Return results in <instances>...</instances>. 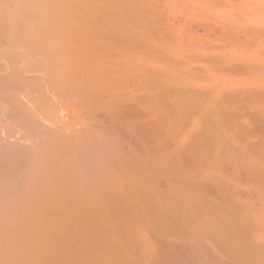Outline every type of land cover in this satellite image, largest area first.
Here are the masks:
<instances>
[{
	"label": "bare ground",
	"instance_id": "1",
	"mask_svg": "<svg viewBox=\"0 0 264 264\" xmlns=\"http://www.w3.org/2000/svg\"><path fill=\"white\" fill-rule=\"evenodd\" d=\"M4 45L74 137L0 180V264H264V0H0Z\"/></svg>",
	"mask_w": 264,
	"mask_h": 264
},
{
	"label": "rangeland",
	"instance_id": "2",
	"mask_svg": "<svg viewBox=\"0 0 264 264\" xmlns=\"http://www.w3.org/2000/svg\"><path fill=\"white\" fill-rule=\"evenodd\" d=\"M21 47H22V45L19 47V46H16V45H10L9 47L8 46H5L4 45V47H2V49H3V51H4V53L6 52V53H8V51H12V52H14V53H19L18 55H16L17 57H15L14 59H11V60H7V59H4V57H3V55H1L0 57H2L1 59H0V78H5V77H7V76H11V78L9 79V81H8V83L5 85V84H2V82H1V79H0V161H2V162H0V171H1V173H0V180L1 181H8V179L10 180V179H12V181L11 182H13L14 184H16V183H18V177L21 175V176H23V177H27L28 175H27V171H24L25 169H27L28 168V166L29 167H32V169L33 168H35V169H37L38 167V165H41L42 167H45V168H48L49 166H50V164H54V165H56V163L57 162H55V163H52L54 160H53V158H54V156L56 157H58V160H59V157H60V155H62L63 156V152L65 153V151L67 150L66 148H69V146L70 145H64L63 147L61 146V144L63 143V140H64V138H65V136H66V138H69V139H72L71 137H74V134L73 133H71V132H68L67 131V129H66V127H65V125L64 126H62V124H63V121L65 122V119L64 118H60V116L62 115L61 113H60V115L59 116H57L58 118H59V121H58V119H56V113L53 115L52 114V112H51V114H46L43 110H40L39 108H37V106H36V104L38 103V101H33V100H35L36 98L37 99H39V97L40 96H42V91H46L47 92V90H50L51 88H53L52 87V84H50L51 82H49L48 81V79L46 78V77H48L45 73H44V71L43 72H41L40 73V71H41V67L38 69V67H39V63H40V61H39V59H35V58H33V59H28L26 56H24V53H25V48L23 49V47H22V49H21ZM20 48V49H19ZM17 58V59H16ZM21 58V59H20ZM23 58V59H22ZM3 59V60H2ZM28 59V60H27ZM24 61V62H23ZM34 61H37V63H35ZM31 62V63H30ZM33 62L35 63V64H33ZM39 62V63H38ZM38 64V65H37ZM34 66H37V67H34ZM41 66V65H40ZM16 68V70H17V72H18V74H15L14 72V74H12V72H11V70H12V68ZM38 69L39 70V72H37L36 71V69ZM4 70V71H3ZM34 70V71H33ZM36 71V72H35ZM9 72L11 73V74H9ZM43 74V75H42ZM32 75V76H31ZM45 75V76H44ZM12 76H13V78H15L16 76H18V79L19 80H16V78L15 79H13L12 78ZM34 76V77H33ZM44 76V77H43ZM32 77H33V79L35 78L36 79V77H38L36 80H33L32 79ZM72 77V76H71ZM70 77V78H71ZM29 78H30V80H29ZM44 78H46V79H44ZM69 78V77H68ZM73 78V77H72ZM16 80V81H15ZM25 80H26V82H25ZM27 80H29V81H27ZM41 80V81H40ZM44 80V81H43ZM69 79H67L66 81H68ZM31 81V82H30ZM34 81V82H33ZM38 81V82H37ZM70 81H73V79L72 80H69V82ZM30 82V83H29ZM47 82H48V84H47ZM79 83H80V81H78ZM78 82H76V84L78 83ZM35 83V84H34ZM38 83V84H37ZM46 85H45V84ZM68 83V82H67ZM71 83H75L74 81L73 82H70V84ZM29 84V85H28ZM37 84V85H36ZM40 84H42V85H40ZM69 84V85H70ZM39 85V86H38ZM72 85V84H71ZM75 85V84H74ZM74 85H72V86H74ZM29 86V87H28ZM34 86H36V88L34 87ZM41 86H43V87H41ZM49 86V87H48ZM78 86V85H77ZM79 86H80V84H79ZM28 87V88H27ZM31 87V88H30ZM33 87V88H32ZM42 88V91L40 90ZM47 88V89H46ZM29 89V90H28ZM34 89V90H33ZM38 89V90H37ZM3 92H5L4 94H3ZM53 92V91H52ZM60 92V93H59ZM11 93V97H9L8 95ZM13 93H15V94H13ZM41 94V95H40ZM54 94H56V93H54ZM58 94H59V96H58ZM4 95V96H3ZM5 95H7L6 97L7 98H5L4 99V97H5ZM57 97H58V100H56V99H54V100H52V102H53V105H52V107H55V106H61L60 104H62V106H63V104H65V106L64 107H67V105L69 106V109L72 107V106H76L77 107V109H78V118L80 119V120H82V122L84 121L83 120V114H84V108H85V105H82V103H81V99H79V98H77V97H72L71 96V99H70V101H67L66 100V98L64 97V96H62V92L61 91H57ZM18 96V97H17ZM12 97H14V99H16L17 98V100H20V101H22V99H23V101H22V103H20V101H18L21 105H24L23 107H21V105L19 104V106L22 108V109H19L18 108V105L16 104V103H14V101H13V99H12ZM10 98V99H9ZM5 101H4V100ZM27 99H30L31 101H32V103L30 104L28 101L26 102L25 100H27ZM8 102H7V101ZM16 100V101H17ZM10 101H12V103L10 102ZM57 101H59V103L57 102ZM24 102H25V104H24ZM66 102V103H65ZM69 102V103H68ZM9 103H10V105H9ZM13 103H14V106L15 105H17V111H15L14 110V107H13ZM34 103H35V105H34ZM7 104V105H6ZM67 104V105H66ZM81 104V105H80ZM81 106V107H80ZM80 107V108H79ZM42 108L44 109V107L42 106ZM56 108V107H55ZM54 108V109H55ZM68 108V107H67ZM82 108V109H81ZM47 109V108H46ZM48 111L50 110V109H47ZM24 112V115L26 116V118H25V116L23 117L24 119V121L22 120V117H18V115H20L21 113L23 114V112ZM37 111V112H36ZM15 112H21V113H16L15 114ZM14 114H15V116H14ZM16 115H17V117H18V119L16 118ZM15 118H14V117ZM21 116V115H20ZM23 116V115H22ZM11 117H13L15 120H11L10 118ZM45 118V119H47L48 121H47V123H42L41 122V120H40V118ZM19 120V121H18ZM21 120V121H20ZM28 122H27V121ZM15 121L16 122H18V123H15ZM12 122H14V123H12ZM30 122V123H29ZM41 122V123H40ZM22 123V124H21ZM24 123H26V124H24ZM29 123V124H28ZM31 123H33V124H31ZM38 123V124H37ZM51 123V124H50ZM53 123V124H52ZM20 124H21V126H20ZM31 124V126H29ZM59 124H61V125H59ZM20 127H19V126ZM23 125V126H22ZM26 125V126H25ZM34 125V126H33ZM39 125V126H38ZM42 126V127H41ZM23 127H27V128H23ZM75 127V129H78V124H76V126H74ZM35 128H37V129H35ZM40 128V129H39ZM33 129V131H30V130H32ZM35 129V130H34ZM48 130V131H47ZM33 132V133H32ZM57 132H60V133H57ZM71 133V134H70ZM56 137L57 138H60L61 137V139H60V141H61V144H60V142L59 141H57V140H59V139H56ZM62 137H64V138H62ZM47 140V141H46ZM55 140V141H54ZM73 140V139H72ZM51 143V144H50ZM38 145H39V147H38ZM51 145L54 147V146H56V147H54V148H56V149H58V150H54L53 148H49V146L51 147ZM59 145V146H58ZM43 146H45V147H43ZM42 148H48L47 150L46 149H44V150H41ZM59 148H63V152H61V150L59 149ZM22 149H23V151H22ZM28 149V150H27ZM49 150V152H46V151H48ZM59 150H60V152L62 153V154H60L59 153ZM30 151V153H28L31 157H29V155L28 154H26L27 152H29ZM58 151V152H57ZM17 152V153H16ZM26 152V153H25ZM52 152H53V154H52ZM25 155H24V154ZM49 153V154H48ZM59 153V154H58ZM53 156V158H52V156ZM3 155V156H2ZM22 155H24V156H22ZM28 155V156H27ZM26 156V157H25ZM51 156V157H50ZM65 156V155H64ZM63 156V157H64ZM2 157V158H1ZM9 157V158H8ZM5 158V159H4ZM29 158V159H28ZM34 161V163L35 164H33V162L31 161V159ZM52 158V160L50 161V160H48V159H51ZM16 159V160H15ZM18 159H20L21 161H22V163L20 164V160H18ZM55 159V158H54ZM7 160V161H6ZM25 160V161H24ZM28 160H30L31 162H28ZM56 160V159H55ZM57 160V161H58ZM4 161H5V163L7 162V164H5L4 163ZM19 163V164H17V162ZM37 162L39 163L38 165H36L37 164ZM59 162V161H58ZM11 164H13V165H11ZM43 164H44V166H43ZM58 164V163H57ZM7 165V166H6ZM18 165V166H17ZM19 165H21V167L22 166H24V169L23 168H18L19 167ZM54 165H52L50 168H53V170L55 169V167H54ZM41 166H39L40 167V169H42L41 168ZM3 168V170H2V168ZM6 167H7V169H6ZM9 167V168H8ZM27 167V168H26ZM77 167V166H76ZM72 168V167H71ZM79 170H80V167H77ZM32 169H30V170H32ZM44 169V168H43ZM78 169L76 170L75 169V167H74V171L73 172H76V171H78ZM17 170V171H16ZM34 170V169H33ZM50 170V169H49ZM68 170V169H67ZM72 170L73 169H71V170H68V172L69 171H71L72 172ZM3 171V172H2ZM5 171V172H4ZM7 171V172H6ZM47 171H48V169H47ZM16 172H17V174H16ZM70 172V174L72 175L73 173H71ZM6 173V174H5ZM77 174L79 173V172H76ZM3 174H5L4 176H3ZM77 174H75V176H77ZM11 175V176H10ZM16 175H19L18 177H16ZM3 176V177H2ZM6 176V177H5ZM8 176V177H7ZM10 176V177H9ZM2 177V178H1ZM71 178L72 177H74V174L72 175V176H70ZM4 179V180H3ZM21 179V177H19V180ZM21 180H23V179H21ZM25 180V179H24ZM26 181V180H25ZM3 182H1V184H0V190H2V189H6V190H8V188H6L7 187V184H10V183H7V184H4V187H1V186H3ZM48 183H51V182H47L46 183V185L48 186V185H50L49 187H51L52 185L51 184H48ZM19 184V183H18ZM40 184H42V183H40ZM11 186L13 185V184H10ZM45 183L43 182V187L45 188ZM53 185H55V184H53ZM11 186H8V187H11ZM41 187V186H40ZM49 187H46L45 188V190L47 189V191H46V193H47V195L49 194V196L51 195V192H53V191H55V187L54 188H51V189H53V190H50V188ZM48 188H49V190L51 191H49L50 193H48ZM43 191H44V189L43 188H41ZM17 191V190H16ZM15 191V192H16ZM8 192V191H7ZM11 191H9V193H10ZM13 192V191H12ZM11 192V193H12ZM12 193V197H11V195L9 196V197H11L12 199L11 200H15L16 201V199H18L17 198V196H16V194L17 193ZM45 192V191H44ZM6 193V191H4V195H8V194H5ZM10 193V194H11ZM54 193V192H53ZM1 194H3V191H1ZM0 194V195H1ZM3 195V196H4ZM18 196H19V194H17ZM53 195V194H52ZM51 195V196H52ZM8 197V198H9ZM2 199H3V197H2ZM1 199V200H2ZM6 199V198H5ZM4 199V200H5ZM1 200H0V202H1ZM6 200H10V198L9 199H6ZM10 200V201H11ZM3 201V200H2ZM1 206V205H0Z\"/></svg>",
	"mask_w": 264,
	"mask_h": 264
}]
</instances>
